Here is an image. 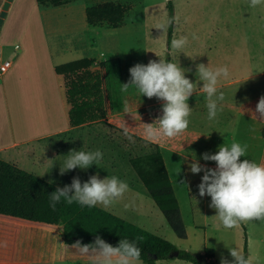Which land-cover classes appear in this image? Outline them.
<instances>
[{"label": "rangeland", "instance_id": "rangeland-1", "mask_svg": "<svg viewBox=\"0 0 264 264\" xmlns=\"http://www.w3.org/2000/svg\"><path fill=\"white\" fill-rule=\"evenodd\" d=\"M106 1L96 0L92 4ZM110 1L127 3L130 7L117 27L105 21L89 26L87 37L92 45L88 51H85L87 53L84 56H94L95 60L90 69L97 70L98 63L106 58L120 57L124 71L123 80L126 84L131 79L129 69L136 64L147 65L150 60L158 61L159 58H166L174 63L178 60L182 68L189 69L185 73L186 77L198 83L197 92L193 93L188 101L189 106L192 107L188 127L200 132L185 131L173 139L163 137L159 133L156 120L162 116L164 102L155 97L151 99L140 97L134 87H129L127 91L121 90L127 105L132 107L136 99L139 100L135 107L127 109L125 114H122L125 117L124 122L116 120L121 125L127 126L132 140L126 138L122 128L121 131L110 132L115 145L104 141L103 146L95 145L97 148L84 149L86 152L98 149L103 151L106 157L111 155L115 162L104 164L101 171L107 173L111 168L110 176L115 175L130 186V191L123 199L106 210L168 239L178 248L199 254L205 264H220L221 256L231 261L227 248L243 250L244 239L247 238L248 233L255 239L251 242L248 251L252 264H264V243L259 240L257 226L251 222L241 223L232 229L222 227L214 216L215 209L209 207L211 198L207 195L199 196L198 185L204 173H191L189 166L193 161L186 158V152H189L186 149V134L199 137L195 140L196 146L206 147L208 154H215L216 148L218 150L222 145L227 146L228 139L226 140L224 132L232 131L238 124L239 117L235 116V111L232 109L237 107L249 109L255 114L256 105L264 96V7H250V0H172L174 16L179 19L178 23L171 27V40L168 45L170 28L166 34L156 29L157 24L163 23L169 17L167 0ZM181 36L188 38L187 46L183 49V53H172L171 41ZM82 53L84 52L77 54ZM199 64H204L210 69L226 66L229 71L227 78H221L219 87L225 93V100L221 104L222 111L214 120L208 119L206 94L202 90L203 82L196 73ZM250 72L254 74L246 80ZM115 118L117 117H112L113 125ZM4 122L0 121V144L3 140L2 134L8 133V125ZM148 124H152L151 132L145 127ZM94 142L100 144L102 139H96ZM37 145L35 143L34 146H25L20 151L29 153L32 148L38 149ZM156 145L159 146L161 154L164 150L168 160V168L173 177L172 185L184 224V237L179 236L171 227L130 162L132 157L156 151ZM166 146L176 150L177 153H172L166 149ZM211 148H214V153L209 152ZM44 149L50 152L49 147ZM195 153L199 164L215 169V162L203 160L198 156L200 154L198 150ZM0 156H5V153L0 152ZM63 175H67V172ZM87 180L88 178H84L81 183ZM191 186L193 190H188ZM207 248L213 250L212 256L201 254ZM81 263L89 264L88 261ZM48 264H75V262L55 260ZM156 264L192 263L174 258L158 260Z\"/></svg>", "mask_w": 264, "mask_h": 264}, {"label": "crops", "instance_id": "crops-1", "mask_svg": "<svg viewBox=\"0 0 264 264\" xmlns=\"http://www.w3.org/2000/svg\"><path fill=\"white\" fill-rule=\"evenodd\" d=\"M94 1L96 0H73L57 6L44 7L40 6L37 0H12L0 27V62H11L8 70L0 74V121H5L8 125V133L2 134L3 140L0 144V152H4L5 156H0V159L53 181L62 188L70 185L74 177L81 181L84 178L89 179L92 175H98L99 178L110 176L111 168L106 173L101 171V167L114 163L115 159L104 154L99 168L96 165L86 170L77 168L67 171V175H61L58 169L64 164L70 150L97 148L95 145H102L104 141L114 144L110 132L121 131L123 127L118 122L125 121L122 114L139 103L136 99L131 107L122 97L124 106L121 110H108L100 119L77 125L70 124V104L67 100L64 76L56 72L55 67L81 58H94L84 56L87 53L85 51L92 45L87 37L90 28L86 7ZM3 2L4 0H0V10ZM79 52L84 53L77 54ZM124 82L123 80V84ZM232 110L239 118L232 131L224 132L226 140L228 139L227 146L230 147L233 141L241 145L246 144L247 156L240 159L248 158L257 164H264V121L258 116L255 118L249 109L237 107ZM32 115L34 119L31 118ZM112 117H117L114 125L111 124ZM197 132L200 130L190 127L186 130V133ZM196 138L197 136L186 134V149L189 151L186 152V158L191 161H198L195 151H200V157L208 152L206 147L196 146ZM96 139H102V143H95ZM35 143L38 144V149L32 148L29 153L20 151L21 148L34 146ZM45 147H49L50 152L45 150ZM166 149L177 153L168 146ZM209 152L214 153V148ZM162 156L173 184L164 150ZM191 189L193 190L192 186L188 187V190ZM252 223L259 229V240L264 243V221ZM253 240L255 241L247 233L248 251ZM201 254L204 255V252ZM54 261H0V264H48ZM72 262L82 264L83 261ZM88 263L92 264V260Z\"/></svg>", "mask_w": 264, "mask_h": 264}, {"label": "trees", "instance_id": "trees-1", "mask_svg": "<svg viewBox=\"0 0 264 264\" xmlns=\"http://www.w3.org/2000/svg\"><path fill=\"white\" fill-rule=\"evenodd\" d=\"M73 0H37L40 6H57ZM130 6L118 1L90 4L86 7L89 26L108 22L117 27ZM169 17L174 16L172 0H167ZM171 27L168 32V45ZM94 58H81L55 67L63 74L71 125L102 118L108 110L123 107V73L120 57L106 58L98 69H90ZM156 151L135 156L130 162L157 207L176 233L184 237L185 229L179 203L159 146ZM60 187L16 164L0 159V261L61 260L90 261L75 249L65 252L61 244H92L99 236L112 246L120 239L138 242L145 264L158 260L179 258L192 264H205L200 255L178 248L168 239L146 230L113 212L97 205L81 207L67 204L63 199L53 210L50 194ZM62 188V187H60ZM177 251V254H175ZM243 251L248 257L247 238ZM204 255L212 256V249ZM219 264V263H215Z\"/></svg>", "mask_w": 264, "mask_h": 264}, {"label": "clouds", "instance_id": "clouds-1", "mask_svg": "<svg viewBox=\"0 0 264 264\" xmlns=\"http://www.w3.org/2000/svg\"><path fill=\"white\" fill-rule=\"evenodd\" d=\"M249 6L264 7V0H250ZM178 19L176 16L167 17L163 23L156 25V29L166 34L170 27L178 23ZM195 38L193 35V39ZM187 44L186 36L173 39L170 46L172 53H183ZM188 71L189 69L179 65L178 60L174 63L166 58H159L158 61L150 60L147 65L136 64L131 67L130 82L122 85V91L134 87L140 97L149 99L155 97L164 102L162 116L156 120L159 133L163 137L175 138L188 129L189 117L192 114V107L188 101L198 89V83L186 77L185 73ZM196 73L203 82L202 90L206 94L208 119L214 120L222 111L221 104L225 100V93L219 86L221 78L229 76L228 68L225 66L210 69L204 64H199ZM253 74L250 72L246 80ZM256 114L264 121V96L256 105L255 118ZM122 127L126 138L131 141L127 126ZM145 127L151 132L152 124ZM247 148L246 144L241 145L233 141L230 147L220 146L215 154L202 155L203 160L215 162V169L206 168L195 159L189 166L193 174L204 173L198 185L199 196L207 195L211 198L209 207L215 209L214 216L225 229L238 227L241 223L264 221V164H257L248 158L241 160V157L247 156ZM102 159L103 153L98 149L87 152L70 150L63 166L60 167V174L77 168L86 170L92 165L99 168ZM129 191V184L115 175L103 179L98 175H92L84 183L74 177L70 185L57 187L50 194L49 206L54 210L56 204L63 199L69 205L75 202L81 207L92 208L100 205L108 209L123 199ZM142 240V237L136 238L135 241L120 239L117 246H112L97 236L92 244H81L80 241H76L72 245H61L65 252H70L71 248L79 255L90 257L92 264H144L141 259V248L138 246V242ZM227 249L232 259L229 261L221 256L220 264H252L251 258L247 257L242 249Z\"/></svg>", "mask_w": 264, "mask_h": 264}, {"label": "water", "instance_id": "water-1", "mask_svg": "<svg viewBox=\"0 0 264 264\" xmlns=\"http://www.w3.org/2000/svg\"><path fill=\"white\" fill-rule=\"evenodd\" d=\"M12 0H4L1 10H0V27L2 25V22L4 20V17L6 16L7 10L9 8L10 2ZM175 254H177V251H175Z\"/></svg>", "mask_w": 264, "mask_h": 264}, {"label": "built area", "instance_id": "built-area-1", "mask_svg": "<svg viewBox=\"0 0 264 264\" xmlns=\"http://www.w3.org/2000/svg\"><path fill=\"white\" fill-rule=\"evenodd\" d=\"M10 64L11 62L9 60H4L0 62V74L5 73L8 70Z\"/></svg>", "mask_w": 264, "mask_h": 264}, {"label": "bare ground", "instance_id": "bare-ground-1", "mask_svg": "<svg viewBox=\"0 0 264 264\" xmlns=\"http://www.w3.org/2000/svg\"><path fill=\"white\" fill-rule=\"evenodd\" d=\"M34 111V110H33ZM25 114V113H24ZM34 115H35V113H34ZM27 118H28V116H27ZM32 119H34V117H33V115H32V117H31ZM36 118V117H35ZM25 119H26V117H25Z\"/></svg>", "mask_w": 264, "mask_h": 264}]
</instances>
